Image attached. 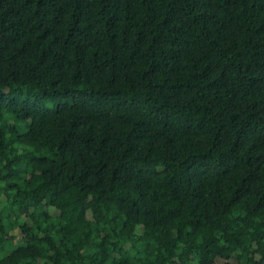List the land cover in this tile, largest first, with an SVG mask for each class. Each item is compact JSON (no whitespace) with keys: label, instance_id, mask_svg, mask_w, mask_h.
Segmentation results:
<instances>
[{"label":"trees","instance_id":"16d2710c","mask_svg":"<svg viewBox=\"0 0 264 264\" xmlns=\"http://www.w3.org/2000/svg\"><path fill=\"white\" fill-rule=\"evenodd\" d=\"M0 264H264V0H0Z\"/></svg>","mask_w":264,"mask_h":264}]
</instances>
